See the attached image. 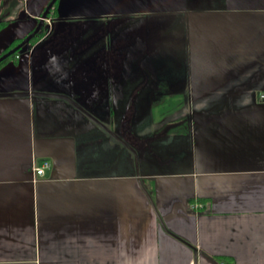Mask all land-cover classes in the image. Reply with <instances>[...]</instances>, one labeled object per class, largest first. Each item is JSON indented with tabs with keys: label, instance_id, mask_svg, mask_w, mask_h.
I'll return each mask as SVG.
<instances>
[{
	"label": "crops",
	"instance_id": "crops-1",
	"mask_svg": "<svg viewBox=\"0 0 264 264\" xmlns=\"http://www.w3.org/2000/svg\"><path fill=\"white\" fill-rule=\"evenodd\" d=\"M49 1L25 0L2 19L10 24L0 51ZM99 1L74 21L101 19ZM205 2L210 9L180 13V31L165 37L181 44L175 53L186 62L165 94L149 91L152 102H179L157 114L119 119L117 77H108L117 75L118 43L96 48L101 32L73 66L52 64L70 51L48 59L54 47L42 38L0 69V264H264V0ZM68 7L57 5L53 21L69 22ZM46 104L65 116L56 129H36L31 118ZM124 127L136 138L120 173ZM42 160L50 168L36 177Z\"/></svg>",
	"mask_w": 264,
	"mask_h": 264
},
{
	"label": "rangeland",
	"instance_id": "rangeland-1",
	"mask_svg": "<svg viewBox=\"0 0 264 264\" xmlns=\"http://www.w3.org/2000/svg\"><path fill=\"white\" fill-rule=\"evenodd\" d=\"M66 1L68 2L69 9H67L65 13L68 18H71L69 22H74L77 16L81 14V8H83L81 6L88 4L91 0H82L85 1L83 5H80L79 0H59L58 6H62V2L65 3ZM184 1L185 0H101L97 4H102L101 8L104 11L101 12L102 15H98L102 16V18H94L95 20L91 19L94 22H89L88 28L84 29L86 32H82L81 36L72 42L68 47L72 55L70 52H67L61 57L54 58L51 63L56 65L61 63V59L66 58L67 61L72 64L71 66H73L80 61H84L88 52L79 56L78 52L82 50L81 46H85L87 43L91 42L92 35L101 32L102 35L99 34L97 42L95 43L98 46L96 48H99V46L103 48L110 46V49H108L112 52L118 43V47H116L113 52H118L117 56L119 61L121 60V63L118 64L116 68L117 75H115V70L112 69V72L108 77H111V75L113 78L117 77V83L114 87L115 92L113 93L116 102H114L113 107H115V112L118 111L120 113L119 119H126L128 113L132 116L134 112L136 113V116H140V114H143L146 111L157 110L155 112L157 114L162 112V105L167 109L170 107L174 108L175 104L179 102H152L148 96L149 91L156 88L162 90V93L165 94L170 88V84L174 85L176 84V79L182 80L184 77L183 66L181 65L186 62V59L182 57V55L177 57V53H175L177 50L181 49V44L177 41H172L171 38L166 39L165 37H167V34L174 33L176 29H181L183 23L180 22V20H183L184 15H181L180 13H185L190 10L199 12L211 8V6L205 4L210 2H205L206 0H198L200 4L196 6L190 5L185 9ZM20 2L21 6L24 7L25 0H0V7L2 8L0 20L17 16L18 9H21ZM32 7L34 6L32 5ZM43 8L44 5L41 6L40 11H42ZM213 9H222V7H213L211 10ZM108 10L117 12V14L115 13L114 16L111 13L107 14ZM9 13L10 15H7ZM161 13L162 15L172 13L171 16H173V23L162 24L161 30L156 33V37H162L161 39L152 36L155 34V31L153 30H151L152 33L149 36H145L146 27L148 28L151 24L153 25V23L150 20L149 24H146L144 19L151 15H161ZM81 16H85V18L88 17V15L85 14ZM114 18H116L115 21ZM53 30L54 26L52 25L50 26V31ZM78 31L80 30L72 31L71 36L78 33ZM140 35H142V37ZM175 37L179 38L178 35L172 36L174 40ZM1 45L2 43L0 42V46ZM96 48L94 47L90 49L95 51ZM27 49L28 48L24 46L20 53L27 52ZM55 73L59 74V72ZM158 80H161V82L160 86L157 87L155 86L156 83H154V81ZM29 81L28 90H31V86H33L31 83L33 80L29 78ZM165 98H167V96H162V99ZM170 98L179 99V97ZM35 99L36 98H34V100ZM46 106L47 107H41L43 112H41L39 107L31 113V118L32 115L35 118L34 123L36 129H56L59 122L65 118L62 113L58 116V112L53 105L50 106L46 104ZM155 113H153V115H155ZM40 118L42 119L40 120ZM133 130L134 129H129L128 132L132 137H135ZM121 137H119V145H121V148L118 156L120 167L118 170H120V173L122 171L128 172L126 166H124L127 161V158L124 156L128 155L126 142H129L124 139L123 136ZM129 154L134 157V154L137 156L138 153L136 150H133V152H129ZM138 156L136 158L134 157L137 163L140 160ZM143 159L144 157L142 160ZM114 169L117 170V166H115Z\"/></svg>",
	"mask_w": 264,
	"mask_h": 264
},
{
	"label": "trees",
	"instance_id": "trees-1",
	"mask_svg": "<svg viewBox=\"0 0 264 264\" xmlns=\"http://www.w3.org/2000/svg\"><path fill=\"white\" fill-rule=\"evenodd\" d=\"M55 10V16L57 17V10ZM159 20V21H158ZM56 22V24H55ZM54 22V30L49 32L50 34L45 38V46H51V47H54V49H51L49 51V53H47L46 57L49 59L51 57H54L55 55H59V53H62L64 51H66L68 49V47L72 44V42L77 39L80 35V33L84 32L86 28H88L89 26V22H94L93 20L89 21V20H82V21H72V22H65V21H55ZM152 23L153 25L151 24L148 28L146 27L145 29V36H149L152 31H155V34H153L152 36H154L155 38L157 39H161L162 37H156V33H158L159 30H161V27H162V17H158V18H155L154 21L152 20ZM165 24V23H163ZM9 25V22H5V21H1L0 22V31H2L4 28H6L7 26ZM148 26V25H147ZM76 30H80L78 31V33H76L75 35L71 36L72 35V31H76ZM151 31V32H149ZM43 34L39 33V35L35 38H33V40L31 41V44L34 43L35 41H38L41 37H42ZM142 37V35H140ZM144 36V34H143ZM64 37V38H63ZM22 40H24V38L22 37L21 39H18V40H15L13 41L9 47H7L6 50H8L10 47H13L15 45H17L18 43H20ZM34 41V42H33ZM94 41L95 40H92L91 43H89L90 45H93L94 44ZM59 49H57L56 47H59ZM2 54H0L1 56ZM17 53L10 56L9 58H7L6 60H3V62L0 64V68L10 62H12L13 64L17 63ZM117 56V55H116ZM100 57H102V54L100 55ZM104 58V57H103ZM115 58V57H114ZM113 58V65L114 64H120L121 63V60L119 61V58L118 56L116 57L117 59V62H115ZM104 64H105V59L102 61ZM105 65L102 66V68H104ZM101 68V69H102ZM100 73L97 72V75H100ZM105 75V73H104ZM103 75V77H105ZM129 130V129H128ZM127 129H125V127L123 129H121V133L124 137V139L128 140L129 142L130 141H133V137L130 135V133L128 132ZM135 141H138V140H135ZM218 261H222V260H226L225 258H221V257H218L216 258ZM227 264H231V263H227Z\"/></svg>",
	"mask_w": 264,
	"mask_h": 264
},
{
	"label": "flooded vegetation",
	"instance_id": "flooded-vegetation-1",
	"mask_svg": "<svg viewBox=\"0 0 264 264\" xmlns=\"http://www.w3.org/2000/svg\"><path fill=\"white\" fill-rule=\"evenodd\" d=\"M52 0H50L49 1V3L51 2ZM58 2H59V0H57L54 4H53V6L51 7V9H50V11L48 12V14L46 15V17L45 18H43L42 20H41V16L39 17V18H36L35 20H34V25H33V27H32V29L28 32V33H26V35L23 37L24 38V40L31 34V33H33V31H35V29H36V27H37V25H38V23H39V20H41L42 21V26H41V28H40V30H39V32L38 33H36V35L33 37V38H35V37H37L38 35H39V33H41V34H43L42 35V37L39 39V40H41L42 38H46L50 33L49 32H51L50 31V26H54V19L56 18V16L54 15L55 14V10L54 9H56V7H57V5H58ZM48 3V4H49ZM46 9V8H45ZM45 9H44V11H45ZM43 11V12H44ZM43 14V13H42ZM41 14V15H42ZM1 21H3V20H0V22ZM5 22H8V21H5ZM9 24H10V22H9ZM5 29V28H4ZM3 29V30H4ZM2 30V31H3ZM2 31H0V32H2ZM33 38L26 44V45H24V46H26V47H28V46H30V45H33V44H35V42H37V41H33L34 43H32L31 44V41L33 40ZM21 39V38H20ZM18 40V39H17ZM38 40V41H39ZM15 41V40H14ZM21 42H23V40L21 41ZM20 42V43H21ZM20 43H18L17 45H15V46H13V47H10L8 50H6L7 49V47H9V45L7 46V47H4V49H2L1 51H0V54H2L1 56H0V58L3 56V55H5V54H7L8 52H10L12 49H14V47H16V46H18ZM23 46V47H24ZM22 47V48H23ZM22 48L19 50V51H17L16 53H17V55L20 53V51L22 50ZM16 53H14V54H16ZM14 54H12V55H14ZM11 55V56H12ZM10 57V56H9ZM8 57V58H9ZM6 60V59H5ZM2 62H3V60H2ZM2 62H0V64L2 63ZM10 63H12V62H10ZM5 66V65H4ZM4 66H2V67H4ZM1 67V68H2ZM0 68V69H1Z\"/></svg>",
	"mask_w": 264,
	"mask_h": 264
},
{
	"label": "water",
	"instance_id": "water-1",
	"mask_svg": "<svg viewBox=\"0 0 264 264\" xmlns=\"http://www.w3.org/2000/svg\"><path fill=\"white\" fill-rule=\"evenodd\" d=\"M57 0H52L47 6H46V9L45 11L43 12V14L41 15V20L43 18L46 17V15L48 14V12L50 11L51 7L53 6V4L56 2ZM161 16H162V20L165 22V24H171L173 23V17L171 16V14H168V15H162L161 13ZM39 20V23L35 29V31H33V33H31L25 40H23V42H21L18 46L14 47V49H12L10 52H8L7 54L3 55L1 58H0V62H2V60H5L7 59L9 56H11L12 54L16 53L17 51H19L24 45H26L35 35L36 33L39 32L41 26H42V21ZM118 66V64H117ZM25 169H28L30 168V165H27L24 167ZM56 177V173L53 172L52 174V177Z\"/></svg>",
	"mask_w": 264,
	"mask_h": 264
},
{
	"label": "built area",
	"instance_id": "built-area-1",
	"mask_svg": "<svg viewBox=\"0 0 264 264\" xmlns=\"http://www.w3.org/2000/svg\"><path fill=\"white\" fill-rule=\"evenodd\" d=\"M50 168V163L47 160H42V162L40 163V165L35 166L32 169V174H34L36 177H43L44 176V172Z\"/></svg>",
	"mask_w": 264,
	"mask_h": 264
}]
</instances>
